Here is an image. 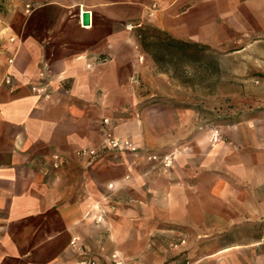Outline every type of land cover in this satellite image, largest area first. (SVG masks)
I'll return each instance as SVG.
<instances>
[{"label":"crops","instance_id":"0c3cea01","mask_svg":"<svg viewBox=\"0 0 264 264\" xmlns=\"http://www.w3.org/2000/svg\"><path fill=\"white\" fill-rule=\"evenodd\" d=\"M239 3L13 0L12 17H0V264H79L83 247L125 259V247L145 246L141 209L136 219L124 208L86 205L99 184L139 206L149 191L155 221L198 232L264 216L262 126L198 125L193 108L156 100L176 89L135 33L148 23L218 46L228 28L243 31L244 16L264 25V0H245L244 10ZM111 138L129 148L88 153ZM146 150L168 151L170 167L151 164ZM250 264H264V252Z\"/></svg>","mask_w":264,"mask_h":264},{"label":"rangeland","instance_id":"374dc122","mask_svg":"<svg viewBox=\"0 0 264 264\" xmlns=\"http://www.w3.org/2000/svg\"><path fill=\"white\" fill-rule=\"evenodd\" d=\"M241 1L235 9H245V0ZM10 4L13 0H0V17L3 19L12 17ZM25 6L24 12H28ZM243 21V31L228 28L230 39L218 46L200 48L197 60L188 56L177 59L166 53L158 65L153 61L154 71L166 74L176 89V97L154 98L158 101L164 99L175 107L193 108L198 125L243 123L260 125L264 132V25L256 26L250 17L245 16ZM125 28L131 27L126 24ZM191 51L189 49L188 52ZM100 153L95 156H100ZM144 153L151 164L171 165L168 151L146 150ZM152 154L157 157L152 158ZM110 186L99 184L97 196L84 200L86 205L101 210L124 208L136 219H140L138 211L141 209V216L147 215L149 227L146 243L141 247L133 244L125 247L129 251L125 259L122 253L95 254L92 248L83 247L82 260L92 259L90 264H236L237 261L250 264L254 253L264 252L263 215L233 221L227 224L226 229L198 232L185 225L173 226L155 221V200L149 191L146 206H139L136 200H129L123 192L110 191ZM106 217L100 211L96 219L103 222ZM100 233L106 234V229ZM140 233L142 231H132V239Z\"/></svg>","mask_w":264,"mask_h":264},{"label":"trees","instance_id":"16d2710c","mask_svg":"<svg viewBox=\"0 0 264 264\" xmlns=\"http://www.w3.org/2000/svg\"><path fill=\"white\" fill-rule=\"evenodd\" d=\"M135 33L140 45L156 65L161 62L166 53L177 59L188 56L192 60H197V51L200 48H209L206 44L173 38L165 31L148 23L137 26ZM189 49H192V51L188 52Z\"/></svg>","mask_w":264,"mask_h":264},{"label":"built area","instance_id":"2783aa9c","mask_svg":"<svg viewBox=\"0 0 264 264\" xmlns=\"http://www.w3.org/2000/svg\"><path fill=\"white\" fill-rule=\"evenodd\" d=\"M25 7H26L25 10L28 11L29 10V5L26 4ZM5 82H9V77L8 76L5 78ZM32 89L37 90V88H35V87H32ZM124 148H129V144H128V142L126 140L119 141V140H116V139L111 138V139L108 140L107 144L103 145L98 150L91 149V150H88V153L90 155H96V154H99L100 152H103L104 150H107V149H124ZM81 151L82 152H85V150H81ZM151 157L152 158H156L157 155L152 154ZM53 158L56 159L57 156L56 155H53ZM164 159H166V156L164 157ZM54 164L56 165L57 162L54 163ZM90 263H93V260L92 259L82 260V261L79 262V264H90Z\"/></svg>","mask_w":264,"mask_h":264},{"label":"water","instance_id":"95a60500","mask_svg":"<svg viewBox=\"0 0 264 264\" xmlns=\"http://www.w3.org/2000/svg\"><path fill=\"white\" fill-rule=\"evenodd\" d=\"M81 22L82 24L84 25H87L90 23V14H89V11L87 10H84L81 14Z\"/></svg>","mask_w":264,"mask_h":264}]
</instances>
